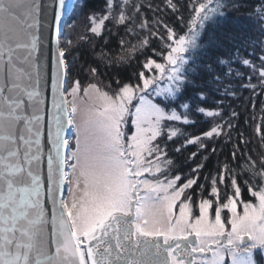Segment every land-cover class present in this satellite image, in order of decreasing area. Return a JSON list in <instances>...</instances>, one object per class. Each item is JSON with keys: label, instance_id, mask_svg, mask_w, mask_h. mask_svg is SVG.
I'll list each match as a JSON object with an SVG mask.
<instances>
[{"label": "snow or ice", "instance_id": "snow-or-ice-1", "mask_svg": "<svg viewBox=\"0 0 264 264\" xmlns=\"http://www.w3.org/2000/svg\"><path fill=\"white\" fill-rule=\"evenodd\" d=\"M106 3L107 14L88 17L89 31L97 36L107 20L131 22L123 10L127 0ZM168 5L176 7L172 0ZM208 5H199L189 35L168 45L167 66L154 59L143 65L159 70L167 87H154L158 77L140 72L142 86L117 82L110 95L96 83L84 88L73 75V40L65 28L74 25L62 18L75 5L66 0H0V264H226L227 258L231 264H257L255 250H264V160L259 167L251 157L245 160L252 199L240 201L242 212L237 202L241 188L232 178L235 191L226 202H220L213 179L217 206L213 199H202L194 214L191 196L184 193L196 180L178 185L179 175L169 178L161 164L166 152L162 142L156 143L158 137L170 140L179 131H168L166 121L190 123L189 105L178 112L171 102L189 82L186 54L200 47V29L228 7L227 0ZM257 19L264 33V10ZM167 31L176 36L171 28ZM53 39L54 51L49 47ZM245 44L264 52V38ZM147 45V39L141 41L142 47ZM255 58L259 66L240 57L239 48L234 57L257 74L264 88V55ZM220 63L226 66L225 75H241L230 60ZM96 73L90 68V74ZM247 78L245 86L255 89L252 77ZM213 79L220 83L219 77ZM81 91L90 101L84 107L78 104ZM195 111L220 116L206 107ZM129 123L134 127L130 135ZM221 131L217 124L204 136ZM199 142V137L188 140ZM225 170L229 175L233 171L227 164Z\"/></svg>", "mask_w": 264, "mask_h": 264}, {"label": "trees", "instance_id": "trees-1", "mask_svg": "<svg viewBox=\"0 0 264 264\" xmlns=\"http://www.w3.org/2000/svg\"><path fill=\"white\" fill-rule=\"evenodd\" d=\"M115 2L121 4L123 0ZM172 2L175 9L168 5V0H127L123 10L126 16H131V22L121 25L107 20L105 30L97 36L89 31L88 17L107 14L106 0H79L81 16L72 15L68 23L73 24L75 20L80 23V17H85V22H81L82 29L78 30L75 39V30L67 32L68 38L73 40L76 58L74 77L83 85L88 84L91 76L99 77L110 86H117V82L137 84V76L145 71L143 65L147 60L161 61L170 51L168 45L173 39L186 35L193 27L199 5L208 4V0ZM227 3L228 7L221 9L223 14L206 24L200 47L187 66L189 82L181 91L178 103L181 112L185 111L183 104L189 105L190 123L177 124V135L170 140L164 135L161 142H173L167 146L173 173L196 179V188L204 189V194H208L214 176L219 180V175H223L226 196L232 186L231 179L235 178L241 188V197L250 200L245 184L249 175L244 171V164L248 157L257 167L264 160V140L261 139L264 136V88L260 86L257 74L234 57L239 48L240 57L259 62L255 57H258L260 47L253 49L245 41L264 38L257 19V14L264 10V0H227ZM142 23L143 28L140 27ZM168 28L173 30L175 37L169 36ZM81 36L86 39L81 40ZM144 39L148 40V45L142 47ZM220 60H230L234 71L241 75H225L226 66ZM90 68H96L97 73L90 74ZM249 76L255 89L245 86ZM213 77H219L220 83L217 84ZM197 107L219 111L220 116L208 117L196 112ZM233 112L238 115L233 117ZM229 121L231 127H228ZM217 124L222 126L220 135L205 137L204 133ZM196 137L200 142L211 144H205L204 150H199L200 143H188ZM233 152L237 154L235 159ZM241 156L245 159H240ZM226 164L233 170L231 175L225 170Z\"/></svg>", "mask_w": 264, "mask_h": 264}, {"label": "rangeland", "instance_id": "rangeland-1", "mask_svg": "<svg viewBox=\"0 0 264 264\" xmlns=\"http://www.w3.org/2000/svg\"><path fill=\"white\" fill-rule=\"evenodd\" d=\"M215 4H216V3L212 2L211 5H208V4H207V5H208V7L210 8V7L214 6ZM80 9H81V5L77 4V5L75 6V9H74L72 15L75 16V17H76V16H77V17H78V16H81V15H80ZM72 15H71V16H72ZM201 15H204V13H201ZM216 16H217V15H216ZM216 16H215V17H216ZM215 17H213V18H215ZM78 18H79V17H78ZM77 20H78V19H77ZM79 20H80V23H77L76 20L74 21V23H73V25H74V29H73V28H68V27L65 28V31H66V32H69V30H75V31H76V32L73 34V39H75L74 36L79 35L78 30H81V29H82L81 27H82V25H83L84 22H85V17H84L83 19L80 17ZM212 20H213V19L207 21V22L204 24V26L200 29V37H199V41H200V39H201V37H202V34H203L204 29H205V27H206V24H208V23L211 22ZM81 22H82L83 24H81ZM68 24H69V23H68V21H67V24H66V25H68ZM193 28H194V25H193V27H192L191 29H193ZM187 35H189V31H188V33H187L185 36H187ZM199 41H198V42H199ZM74 42H75V41H74ZM197 50H198V48H197L195 51L186 54V55L189 57V64H190L191 61L193 60L194 52H196ZM259 55H264V52H262V51L260 50V51L258 52V56H259ZM166 57H167V55H166L161 61H157V63L165 64V65L167 66V59H166ZM189 64H188V65H189ZM254 64H256L257 66H259V65H260V61H259V62H254ZM188 65H187V66H188ZM187 66H186V67H187ZM144 74H145L146 77H150V76H153V75H156V76L158 77L157 84L154 85V87H159V88L163 89V88H165V87L168 86V82H167V79H166V78H165V79H159V70H157V69H155V68H153V70H151V71L145 69ZM89 83H96V84L98 85V87H99L102 91H107V92H109L110 95L113 94V93L117 90V86H110L109 84H107V83H105L103 80H101L99 77L91 76V77H90V80H89V82H88V84H89ZM88 84H84V85L82 84V85H83L84 88H87ZM137 84H140V85L142 86L143 81H142V80H139V82H138ZM148 91L151 92V91H152V88H149ZM180 94H181V92L178 94L177 98H176L174 101L171 102V106H172L173 108H175L178 112H181V109H180V107H179V103H178V102H179L178 98H179ZM152 98H153L155 101H157V102H162V103H164V104H167V103H168V101H165V100H164V97H163V96H159V97H155V96H154V97H152ZM89 103H90V101H89L88 97L84 95V92H83V91H81V92L79 93V96H78V104H79L81 107H84V106H87ZM133 103L135 104V101H134ZM129 120H131V117H129ZM179 123H183V122H182V121H166V122H165V124L167 125V130H168V131H170V130H172V129H176V125L179 124ZM126 131H127L128 134L130 135L131 132L134 131V127L129 123V125H128ZM163 136H164V135H162L161 137H158L156 143H161V140H162ZM172 143H173V142H162V143H161V147L164 149V152H166V156L162 158V160H161V164H162V167H164V168L167 170L169 178H172V177H174V176H176V175H179V174H174V173H173V169H172V167H171V164H172V163H171L170 165L164 164V160H169V159L167 158V155H168V153H167L168 147H167V146H168L169 144L172 145ZM199 143L201 144V145L198 146V149H199V150H204V147H203V146H205V144H211V142H199ZM202 145H203V146H202ZM169 150H171V149L169 148ZM149 159H153V160H154V159H155V156L150 157ZM145 175L147 176L148 174L146 173ZM179 176H180V175H179ZM180 177H181V176H180ZM221 177H223V175H219V180L216 179V176H214L213 179L216 180V187L219 188V200H220L221 203H223V202H226L225 197H229V196H232V195L234 194L235 189H234L233 186H230V189L227 191V193H229V194H228V196H226V191L224 190V180H221ZM188 179H192V178H190V177H187V178L181 177V181H178L177 184L179 185V184L182 183V182H186ZM213 179H212V180H213ZM223 179H224V178H223ZM195 180H196V179H195ZM212 180L210 181V182H211V183H210L211 186H210V188H209V192H208V194H204V191H205V190L202 189V188H201V189H197L196 186H195V184L192 185L191 188L185 190L184 195H185V196H189V195L191 196V199H192V202H193V211H194V214H195L196 211H197V206H198L199 201L202 200V199H213V201H214L213 207L215 208V207L217 206L216 198H215L214 196H212V194H211ZM231 192H233V194H231ZM240 201H248V200H244V199L241 197V195L237 198V202H238V210L242 212V204H240ZM253 202H255V201L253 200ZM178 207H179V204L177 205V214H178ZM225 213H227V210H224V211L222 212V219L224 218ZM228 216L230 217V213H228ZM225 223H226V225L228 226V228H229V230H230V224L228 223L227 220L225 221ZM254 257H255V260H256L257 264H264V250L256 249V250H255V253H254ZM226 264H231V260H230V258H227V259H226Z\"/></svg>", "mask_w": 264, "mask_h": 264}, {"label": "water", "instance_id": "water-1", "mask_svg": "<svg viewBox=\"0 0 264 264\" xmlns=\"http://www.w3.org/2000/svg\"><path fill=\"white\" fill-rule=\"evenodd\" d=\"M79 0H66V3H71L73 5H77ZM45 2L47 3L48 0H45ZM75 7L73 9H71L68 13V15L66 17H63V21L65 24H67V21L69 20V18L71 17L73 11H74ZM49 47L54 51V39L52 41H50ZM49 95H50V89H49ZM47 120V117L45 118ZM65 188L67 189V185H65ZM67 194V193H66ZM191 239V238H190Z\"/></svg>", "mask_w": 264, "mask_h": 264}]
</instances>
